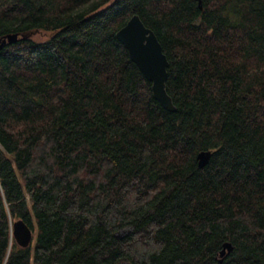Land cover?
<instances>
[{
	"label": "trees",
	"instance_id": "obj_1",
	"mask_svg": "<svg viewBox=\"0 0 264 264\" xmlns=\"http://www.w3.org/2000/svg\"><path fill=\"white\" fill-rule=\"evenodd\" d=\"M133 13L174 110L116 36ZM8 32L0 264H264V0H0Z\"/></svg>",
	"mask_w": 264,
	"mask_h": 264
},
{
	"label": "water",
	"instance_id": "obj_2",
	"mask_svg": "<svg viewBox=\"0 0 264 264\" xmlns=\"http://www.w3.org/2000/svg\"><path fill=\"white\" fill-rule=\"evenodd\" d=\"M202 7V0H198ZM32 32H8L0 38V49L19 37H26ZM118 39L127 47L131 58L137 63L148 80L152 82L154 97L168 110H174L176 105L167 91V76L169 59L155 30L145 24L138 13H133L124 25L116 31ZM213 154L211 149H201L197 153L199 166H205ZM13 236L22 246H28L33 239L32 228L19 218L13 222ZM231 241H225L218 252L220 261L233 249Z\"/></svg>",
	"mask_w": 264,
	"mask_h": 264
},
{
	"label": "rangeland",
	"instance_id": "obj_3",
	"mask_svg": "<svg viewBox=\"0 0 264 264\" xmlns=\"http://www.w3.org/2000/svg\"><path fill=\"white\" fill-rule=\"evenodd\" d=\"M34 36H36V37H40L41 35H40V34H35Z\"/></svg>",
	"mask_w": 264,
	"mask_h": 264
}]
</instances>
